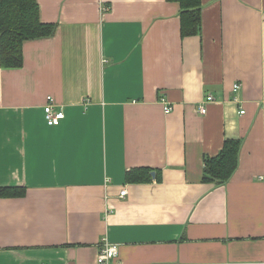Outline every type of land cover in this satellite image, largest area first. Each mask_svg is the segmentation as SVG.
<instances>
[{
	"label": "crops",
	"instance_id": "1",
	"mask_svg": "<svg viewBox=\"0 0 264 264\" xmlns=\"http://www.w3.org/2000/svg\"><path fill=\"white\" fill-rule=\"evenodd\" d=\"M36 1L54 36L0 68V264H264V0H200L186 38L177 2ZM225 140L236 172L202 183Z\"/></svg>",
	"mask_w": 264,
	"mask_h": 264
},
{
	"label": "trees",
	"instance_id": "2",
	"mask_svg": "<svg viewBox=\"0 0 264 264\" xmlns=\"http://www.w3.org/2000/svg\"><path fill=\"white\" fill-rule=\"evenodd\" d=\"M180 4L181 38L200 33V0H167ZM55 24H44L39 18L36 0H0V68L19 69L23 64L22 44L25 41L51 38ZM241 142L225 140L221 150L213 157H205L202 164V183L212 186L226 184L238 167ZM137 172L126 174V181H139ZM145 175L147 171L143 170ZM18 190H1L2 196H14Z\"/></svg>",
	"mask_w": 264,
	"mask_h": 264
},
{
	"label": "built area",
	"instance_id": "3",
	"mask_svg": "<svg viewBox=\"0 0 264 264\" xmlns=\"http://www.w3.org/2000/svg\"><path fill=\"white\" fill-rule=\"evenodd\" d=\"M240 89L239 84H235L234 86V92L238 91ZM214 98L212 96H208L206 98V102H212ZM163 111L166 114H169L171 112V107L170 106H163ZM198 112L201 115H205V107L203 105H200L198 107ZM240 114H244V112H240ZM43 117L46 125L48 127H56L58 126L65 117V114L62 110H57L55 111L53 109V99L51 96L46 97V105L43 107ZM126 194V191L123 190L120 192V197L123 198ZM111 210L106 209L104 216H109L111 214ZM118 259V249L116 246L108 245L107 243L105 246L102 248L100 251L96 263L95 264H118L117 263Z\"/></svg>",
	"mask_w": 264,
	"mask_h": 264
},
{
	"label": "water",
	"instance_id": "4",
	"mask_svg": "<svg viewBox=\"0 0 264 264\" xmlns=\"http://www.w3.org/2000/svg\"><path fill=\"white\" fill-rule=\"evenodd\" d=\"M151 176L154 177V174L152 173Z\"/></svg>",
	"mask_w": 264,
	"mask_h": 264
}]
</instances>
